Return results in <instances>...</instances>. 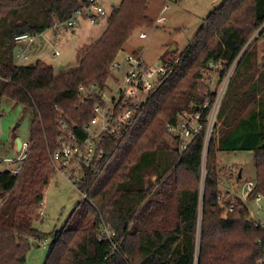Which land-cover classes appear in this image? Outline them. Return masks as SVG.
<instances>
[{
  "label": "trees",
  "instance_id": "1",
  "mask_svg": "<svg viewBox=\"0 0 264 264\" xmlns=\"http://www.w3.org/2000/svg\"><path fill=\"white\" fill-rule=\"evenodd\" d=\"M84 2L0 0V100L31 115L21 170L16 175L0 171V264H24L29 241L46 239L33 222L54 174L51 158L59 149V122L84 141L82 129L100 102L94 93L79 104L78 87L95 84L97 92L103 91L112 77L110 66L132 33L151 28L149 0H121L101 36L80 48L74 67L56 70L40 60L32 66L14 63L16 36L35 38L55 22L66 21L71 7ZM262 25L264 0H226L180 56L163 61L170 74L119 138L100 139L104 157L98 167L82 166L76 186L85 198L68 227L50 234L44 264H258L264 255V228L249 218L239 199L230 202L221 196L215 154L253 152L254 189L247 202L257 194L264 198V65L254 64V45L244 50ZM209 61L221 63L220 80L236 66L205 155L202 133L180 152L165 127L175 123L178 113L197 111L214 97L200 84ZM208 110H203V120Z\"/></svg>",
  "mask_w": 264,
  "mask_h": 264
},
{
  "label": "rangeland",
  "instance_id": "2",
  "mask_svg": "<svg viewBox=\"0 0 264 264\" xmlns=\"http://www.w3.org/2000/svg\"><path fill=\"white\" fill-rule=\"evenodd\" d=\"M120 1L104 0L105 16L98 21V25L90 24L83 14L71 16V20L77 19L72 28H67L65 22H55L52 29L45 31L40 36H35L33 43L25 50L26 60L16 57V55H19V49H17L19 45H17L14 51V63L19 66H32L36 60L32 50V47H34V50L41 51L39 59L51 64L53 68L57 69L59 63L65 69L73 67L77 63L78 51L83 48L81 44L86 40H90L94 31L105 25L107 18L119 5ZM225 1L149 0L146 16L152 23L151 28L141 27L136 29L123 45L115 60L122 68H126L125 58L135 55L148 69L156 70L162 67L163 61H171L177 58L188 48L196 34L204 26L206 18L215 9L221 7ZM161 12H163L165 22L157 23ZM142 31L148 32V35L146 39L140 40L138 34ZM252 45L255 49L254 64L256 67H261L264 65V25L251 36L247 48L245 47L244 50ZM138 46L141 48L140 51H136ZM55 52H58V56H54ZM259 70L260 68L257 71ZM123 76L122 70L112 72V77L106 84L112 93L116 91L118 86L122 90L127 89V86L122 82ZM158 79V77L154 78L155 81H158ZM106 95H109L107 91ZM30 121L29 110L11 101L0 100V171L10 170L19 165L15 161L19 151L14 145L16 140H20L21 143L28 140ZM215 165L218 174L222 178L219 192L226 201L235 202L234 193L241 191L240 188L245 182L254 181L255 179L253 152H217L215 154ZM205 168L206 163H203L199 184L201 190L206 172ZM239 171H241V177L238 182L228 178L229 173ZM72 173L75 174V177H72ZM81 177L80 169L72 161L68 168L63 171V174L57 171L50 178L44 190L41 207L38 210V220L33 222V227L46 236L48 244L42 245L39 241H29L24 264H44L49 253L50 234L60 231L64 226L68 227L67 222L74 218V210L83 200V195L76 186V179L79 180ZM224 189H228L231 193ZM200 206L199 221L202 212L201 202ZM248 208L256 220L264 223V200L258 203H253V200L248 201ZM40 211L42 212L41 215L39 214ZM254 217L252 216V218Z\"/></svg>",
  "mask_w": 264,
  "mask_h": 264
},
{
  "label": "built area",
  "instance_id": "3",
  "mask_svg": "<svg viewBox=\"0 0 264 264\" xmlns=\"http://www.w3.org/2000/svg\"><path fill=\"white\" fill-rule=\"evenodd\" d=\"M84 4L81 9L77 11L75 16L85 15L90 24H96L105 16V10L102 6L103 0H84ZM73 16V17H75ZM69 18L65 23L67 28H72L76 23V18L71 20ZM165 22L163 12L160 13V17L157 23ZM148 32H140L138 39L143 40L147 38ZM14 41L18 44L30 45L34 41V37L23 34L16 36ZM54 56H58V52H55ZM19 59L26 60L23 55H16ZM126 68H122L120 64L115 60L110 70L119 71L124 73L123 84L127 86V89L122 90L120 86L115 92H111L107 86L103 91L97 92V86L91 84L89 86L78 87V101L79 104H84L91 95L98 93L100 102L96 103L93 107L94 116L90 122L83 127V132L86 133L87 138L84 141H78L76 137L67 130L66 124L61 120L59 122L61 136L58 141L59 149L53 154L51 158V164L54 173L63 171L74 161L77 167L82 172V166L91 167L95 169L104 157L103 151L98 149V142L100 139L109 135L113 138H119L123 132L125 126L133 118L136 111L144 105L149 97L159 86L160 82L167 77L171 70L164 67H159L156 70L148 69L144 63L137 59L135 55H131L125 58ZM236 62L231 66L226 75L220 80L217 75V70L221 68V63H215L209 61L206 64L205 69L202 71L200 84L205 85V92L210 91L214 94V97L206 98L205 102L198 106L197 111L194 112H181L175 117V123L172 125H166V130L171 136L175 138L178 143V149L180 152L186 150L189 142L195 135L203 134V155H205L208 142L210 140L213 129L217 126L216 115L220 102L224 96L229 80L234 72ZM158 77V81L154 78ZM106 91L109 95H106ZM199 94H203V91L199 90ZM209 107L208 113L204 120L202 119V112ZM28 149V142H22L19 154L16 158V162L19 163L13 169L8 170L12 175H16L21 170L22 162L26 157ZM65 174V173H64ZM75 174L72 173V177ZM239 172H232L228 174V178L234 182ZM71 177V178H72ZM78 179H76V182ZM238 191L239 189L236 188ZM241 191L234 193L235 197L240 200L248 210V216L252 219L256 225L264 228V223L256 220L251 210L248 208L247 199L254 189V182H245L240 188ZM228 190V189H224ZM228 193L231 191L228 190ZM85 198V195H83ZM264 200L261 195L257 194L253 198V203H258ZM41 207V206H40ZM40 215L42 212L40 211ZM252 216L254 218H252ZM104 232L107 233L106 230ZM42 245L48 244L47 239L39 240ZM259 243V241H258ZM258 264H264V255L260 256Z\"/></svg>",
  "mask_w": 264,
  "mask_h": 264
},
{
  "label": "crops",
  "instance_id": "4",
  "mask_svg": "<svg viewBox=\"0 0 264 264\" xmlns=\"http://www.w3.org/2000/svg\"><path fill=\"white\" fill-rule=\"evenodd\" d=\"M103 2H104V0H103ZM103 2H102V6H103ZM103 8H104V6H103ZM71 9H72V15H74V14H76L77 13V11H79L80 9H81V7L79 8V5L77 4H75V5H73L72 7H71ZM105 10V9H104ZM71 15V16H72ZM71 16H70V18H71ZM69 19V18H68ZM67 19V20H68ZM66 20V21H67ZM66 21H64V22H66ZM88 21V20H87ZM63 23V22H62ZM99 23V22H98ZM98 23H96L97 25H98ZM105 28H106V23H105V25H103V27H101V28H99V29H96L95 31H94V33L92 34L93 35V37L90 39V40H86L83 44H81V46H85V45H89V44H91V43H93V42H95L100 36H101V34L103 33V31L105 30ZM72 33H74L73 31H71ZM45 33V32H44ZM43 33V34H44ZM42 35V34H41ZM40 36V35H39ZM93 41V42H92ZM28 46L30 47V45H24V44H21V45H19L18 46V48L17 49H19V51H18V53H19V55H23V57H26L27 58V55H26V53H25V50L28 48ZM22 48V50H20ZM31 49V48H30ZM173 49H175V48H173ZM32 50H33V54L35 55V62L37 61V60H40L39 58H40V56H39V54H40V50H37V49H35L34 50V47H32ZM141 50V48L138 46L137 48H136V51H140ZM40 61H43V60H40ZM44 63H45V61H43ZM47 64V63H46ZM47 65H49V66H51V64H47ZM59 66L61 65L62 66V68H64V66L61 64V63H59L58 64ZM76 65V64H75ZM74 65V66H75ZM58 66V67H59ZM73 66V67H74ZM53 67V66H52ZM55 69V68H54ZM58 69V68H57ZM56 69V70H57ZM23 142V141H22ZM27 142V141H26ZM16 148H17V146H16V143H15V145H14ZM9 170V169H8ZM240 173H241V171H239ZM241 177V176H240ZM36 246V245H35Z\"/></svg>",
  "mask_w": 264,
  "mask_h": 264
},
{
  "label": "water",
  "instance_id": "5",
  "mask_svg": "<svg viewBox=\"0 0 264 264\" xmlns=\"http://www.w3.org/2000/svg\"><path fill=\"white\" fill-rule=\"evenodd\" d=\"M61 69H62V66H59L57 70H61ZM15 143H16V146H17V150L20 151L21 141L20 140H16ZM238 176L239 177L241 176V173L240 172H239V175ZM34 246H35V244H34Z\"/></svg>",
  "mask_w": 264,
  "mask_h": 264
}]
</instances>
